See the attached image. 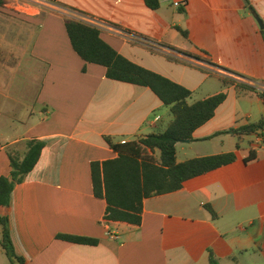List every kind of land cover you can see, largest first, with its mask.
<instances>
[{
    "label": "crops",
    "instance_id": "crops-1",
    "mask_svg": "<svg viewBox=\"0 0 264 264\" xmlns=\"http://www.w3.org/2000/svg\"><path fill=\"white\" fill-rule=\"evenodd\" d=\"M54 2L0 7V177L11 173L10 155L25 156L26 142L45 144L10 205L0 206L16 255L28 264H211V255L220 264H264V130L234 134L264 118V100L219 77L264 92V0H161L158 11L144 0ZM75 14L103 23L101 38L118 53L192 93L208 82L201 68L219 77L221 89L203 100L226 94L215 116L177 144L176 158L235 161L146 199L140 226L105 219L92 164L118 157L107 137L133 142L165 130L173 116L149 88L110 80L105 67L80 58L66 29ZM199 50L210 62L198 60ZM0 264H11L1 245Z\"/></svg>",
    "mask_w": 264,
    "mask_h": 264
},
{
    "label": "trees",
    "instance_id": "trees-1",
    "mask_svg": "<svg viewBox=\"0 0 264 264\" xmlns=\"http://www.w3.org/2000/svg\"><path fill=\"white\" fill-rule=\"evenodd\" d=\"M144 1L152 11H158L161 7V0ZM244 1L248 3V0ZM4 4V0H0V7ZM66 29L74 51L82 60L105 67L107 78L110 80L149 88L165 106L170 107L173 116L165 130L133 142L118 144L111 138H106L107 144L118 157L102 163L94 162L92 183L95 196L107 203V221L140 226L146 199L179 191L184 182L235 161L234 154L195 158L184 163H178L176 158L177 144L192 139L194 132L215 116L217 109L226 101L225 93L190 104L192 91L118 53L101 38L97 27L80 20L68 19ZM176 29L185 38L189 37L188 32L180 27ZM173 58L170 59L174 60ZM219 77L224 86L236 85L238 90L255 92L264 100V92H259L245 83H237L224 76ZM263 130L264 118L234 130V134L243 137ZM44 145L38 140L28 141L27 152L23 158L10 155L11 173L9 176L0 177V206L10 205L15 186L22 183L34 169ZM155 151L160 152L158 158L155 157ZM254 158L252 154L246 162ZM206 208L217 218L210 206ZM0 227L3 229L0 245L11 264H14L13 258H17L21 264H28L16 255L7 217H0ZM58 239L78 245H98L97 240L87 237L60 235ZM210 262L220 264L212 255Z\"/></svg>",
    "mask_w": 264,
    "mask_h": 264
},
{
    "label": "rangeland",
    "instance_id": "rangeland-1",
    "mask_svg": "<svg viewBox=\"0 0 264 264\" xmlns=\"http://www.w3.org/2000/svg\"><path fill=\"white\" fill-rule=\"evenodd\" d=\"M184 11L186 12V10H183L182 12ZM197 54L199 56L198 60H202L205 62L209 60L210 62L211 59L209 57H204L207 55L205 51L199 50ZM201 71H202V74L206 75V77L208 78V82L200 90H198L197 92H193V95L191 99L189 100L190 102H193V100H196V101L203 100L208 94H214L215 92L221 89L222 84L220 80L218 79L219 77L217 78V76H215L213 73L209 72L206 69L201 68Z\"/></svg>",
    "mask_w": 264,
    "mask_h": 264
},
{
    "label": "built area",
    "instance_id": "built-area-1",
    "mask_svg": "<svg viewBox=\"0 0 264 264\" xmlns=\"http://www.w3.org/2000/svg\"><path fill=\"white\" fill-rule=\"evenodd\" d=\"M21 0H4L5 3L10 4L12 6H14L16 8V5L20 2ZM25 2H30V3H35L38 5H43L49 8H55V2L54 0H23ZM175 6H179V3H175ZM76 17H74L76 20H80L85 22L88 25L94 26L99 28V26H101L103 23H101L100 21H97L95 19H90V18H85L81 15H77L75 14ZM108 222L105 223V225L107 226ZM110 234V233H109ZM111 236H116L114 234H112Z\"/></svg>",
    "mask_w": 264,
    "mask_h": 264
},
{
    "label": "water",
    "instance_id": "water-1",
    "mask_svg": "<svg viewBox=\"0 0 264 264\" xmlns=\"http://www.w3.org/2000/svg\"><path fill=\"white\" fill-rule=\"evenodd\" d=\"M261 27L263 28L262 22L260 20H258ZM188 142V141H187ZM14 264H21L20 261L17 258H13Z\"/></svg>",
    "mask_w": 264,
    "mask_h": 264
}]
</instances>
